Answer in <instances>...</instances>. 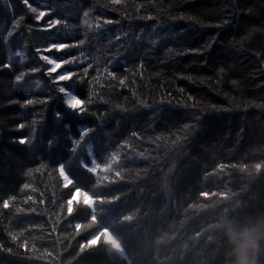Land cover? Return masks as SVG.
<instances>
[{"label":"trees","instance_id":"trees-1","mask_svg":"<svg viewBox=\"0 0 264 264\" xmlns=\"http://www.w3.org/2000/svg\"><path fill=\"white\" fill-rule=\"evenodd\" d=\"M226 219L264 221V0H0V264H233Z\"/></svg>","mask_w":264,"mask_h":264},{"label":"clouds","instance_id":"clouds-1","mask_svg":"<svg viewBox=\"0 0 264 264\" xmlns=\"http://www.w3.org/2000/svg\"><path fill=\"white\" fill-rule=\"evenodd\" d=\"M225 234L232 244L233 264H258L261 252L260 239L264 236V221L249 222L241 226L224 221Z\"/></svg>","mask_w":264,"mask_h":264},{"label":"bare ground","instance_id":"bare-ground-1","mask_svg":"<svg viewBox=\"0 0 264 264\" xmlns=\"http://www.w3.org/2000/svg\"><path fill=\"white\" fill-rule=\"evenodd\" d=\"M83 10V9H82ZM81 17V16H80Z\"/></svg>","mask_w":264,"mask_h":264}]
</instances>
